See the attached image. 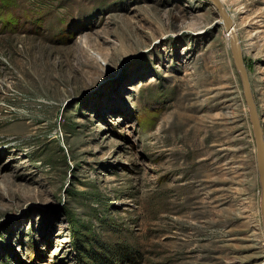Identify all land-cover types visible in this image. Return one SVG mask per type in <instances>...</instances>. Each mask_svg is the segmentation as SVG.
<instances>
[{
    "label": "rangeland",
    "instance_id": "374dc122",
    "mask_svg": "<svg viewBox=\"0 0 264 264\" xmlns=\"http://www.w3.org/2000/svg\"><path fill=\"white\" fill-rule=\"evenodd\" d=\"M223 6L264 133V0ZM0 170V264H264L257 145L206 0H0Z\"/></svg>",
    "mask_w": 264,
    "mask_h": 264
},
{
    "label": "water",
    "instance_id": "95a60500",
    "mask_svg": "<svg viewBox=\"0 0 264 264\" xmlns=\"http://www.w3.org/2000/svg\"><path fill=\"white\" fill-rule=\"evenodd\" d=\"M206 1L215 7L219 16L222 19L225 33L227 34V37L230 38L229 42H230V47H231L235 67L242 83L245 102L249 111V118L253 128V133L257 145V168H258L259 180L261 184V194H262L261 207H262L263 224H264V133L261 124V118L258 114L257 107L253 98L251 84L249 81L247 68L244 62L242 47L237 33V28L231 17L226 12L223 4L219 0H206Z\"/></svg>",
    "mask_w": 264,
    "mask_h": 264
},
{
    "label": "trees",
    "instance_id": "16d2710c",
    "mask_svg": "<svg viewBox=\"0 0 264 264\" xmlns=\"http://www.w3.org/2000/svg\"><path fill=\"white\" fill-rule=\"evenodd\" d=\"M126 255H128V252H116L112 257H108L105 259L93 257V259L96 260V262H98L99 264H110L108 262V259H111L113 262L117 263L118 261H121L124 257H126Z\"/></svg>",
    "mask_w": 264,
    "mask_h": 264
},
{
    "label": "bare ground",
    "instance_id": "6f19581e",
    "mask_svg": "<svg viewBox=\"0 0 264 264\" xmlns=\"http://www.w3.org/2000/svg\"><path fill=\"white\" fill-rule=\"evenodd\" d=\"M223 5H226V4H228V2L230 1V0H219ZM227 12V11H226ZM229 15V14H228ZM230 17H231V19L233 20V16H231V15H229ZM229 38V37H228ZM229 41H230V38H229ZM0 172H1V170H0ZM3 179V181H1ZM0 181L2 182V183H4V182H6V183H8L9 182V178L8 177H3ZM10 188H12V187H10Z\"/></svg>",
    "mask_w": 264,
    "mask_h": 264
}]
</instances>
